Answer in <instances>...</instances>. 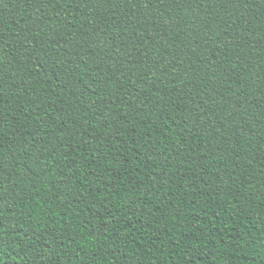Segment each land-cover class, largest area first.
Masks as SVG:
<instances>
[{
  "label": "trees",
  "instance_id": "16d2710c",
  "mask_svg": "<svg viewBox=\"0 0 264 264\" xmlns=\"http://www.w3.org/2000/svg\"><path fill=\"white\" fill-rule=\"evenodd\" d=\"M0 264H264V0H0Z\"/></svg>",
  "mask_w": 264,
  "mask_h": 264
}]
</instances>
